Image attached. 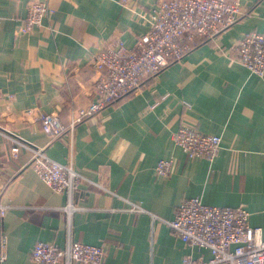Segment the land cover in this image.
<instances>
[{
  "label": "crops",
  "instance_id": "crops-1",
  "mask_svg": "<svg viewBox=\"0 0 264 264\" xmlns=\"http://www.w3.org/2000/svg\"><path fill=\"white\" fill-rule=\"evenodd\" d=\"M34 1L52 12L22 34ZM232 1L241 14L216 40L194 48L139 92L78 120L70 133L77 111L96 99L90 57L117 41L132 48L158 0H0L1 264H35L36 242L102 245V264L207 262V249L185 245L160 221L171 220L191 197L210 206H244L248 225L264 237V77L219 51L243 34L264 33V0ZM31 110L57 114L65 131L50 139L24 115ZM181 126L221 138L213 161L190 159L174 144ZM10 138L71 166L81 183L71 194L54 191L29 168L27 148L12 156ZM169 158L171 172L158 175L156 163Z\"/></svg>",
  "mask_w": 264,
  "mask_h": 264
},
{
  "label": "built area",
  "instance_id": "built-area-1",
  "mask_svg": "<svg viewBox=\"0 0 264 264\" xmlns=\"http://www.w3.org/2000/svg\"><path fill=\"white\" fill-rule=\"evenodd\" d=\"M128 2L123 0L125 5ZM51 12L42 1L29 3L20 33L31 32L40 25L43 16ZM240 14L239 3L232 0H158L148 15L147 31L132 48L117 41L90 57L89 64L98 74L93 88L96 99L77 111V118L71 121L70 133L78 120L139 92L163 69L182 60L198 42L216 40ZM219 51L233 54L251 74L264 77V33L248 32L226 51L222 48ZM24 115L33 117L50 139L58 138L65 131L55 113L31 110ZM10 140L12 156L16 157L21 147L27 148L31 152L29 168L54 191L71 194L81 183L78 172L71 166L50 160L43 149L30 147L15 138ZM172 140L188 158L207 161L214 160L221 143L219 136L203 134L187 126L179 127L172 134ZM172 166V158L162 159L154 169L158 175L166 176ZM3 213L4 207L0 204V216ZM248 217L249 212L242 205L235 208L210 206L198 197H191L181 201L171 220L160 221L185 245L207 249L211 254L207 262L186 257L182 264H264L262 231L250 227ZM0 245H4L3 235H0ZM104 253L102 245L70 242L60 248L36 242L30 257L35 264H102ZM4 260V253L0 252V264Z\"/></svg>",
  "mask_w": 264,
  "mask_h": 264
},
{
  "label": "trees",
  "instance_id": "trees-1",
  "mask_svg": "<svg viewBox=\"0 0 264 264\" xmlns=\"http://www.w3.org/2000/svg\"><path fill=\"white\" fill-rule=\"evenodd\" d=\"M205 42H207V40L198 42V44H197L194 48H196L197 46H199L200 44H203V43H205ZM194 48H193V49H194Z\"/></svg>",
  "mask_w": 264,
  "mask_h": 264
}]
</instances>
